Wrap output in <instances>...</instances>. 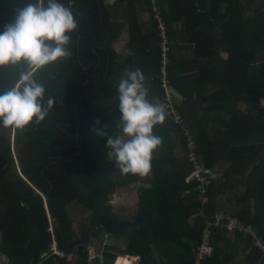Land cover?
<instances>
[{
	"label": "trees",
	"instance_id": "16d2710c",
	"mask_svg": "<svg viewBox=\"0 0 264 264\" xmlns=\"http://www.w3.org/2000/svg\"><path fill=\"white\" fill-rule=\"evenodd\" d=\"M255 1L60 0L79 26L71 57L35 74L53 107L22 132L0 127V250L10 264H90L93 237L101 241L96 264L124 256L134 264H194L205 221L218 210L252 225L264 241V2ZM28 2L34 0H0V33ZM124 2L121 20L115 16ZM161 20L168 77L180 97L173 98L176 112L154 127L162 143L145 177L151 185L138 186L136 210L122 213L111 195L142 179L121 174L108 157V137L97 129L121 135L117 87L126 69H140L148 99L157 95L171 108L161 77ZM126 28L129 40L119 52L115 43ZM21 70L0 67V90L13 86ZM192 150L218 175L208 190L209 218L200 214V182L189 180L196 170ZM220 199L229 205L220 206ZM75 203L91 213L81 233L73 225ZM106 236L125 246L105 243ZM211 239L214 252L202 264H236L238 255L242 264H264L252 233L211 226ZM54 240L66 256H45Z\"/></svg>",
	"mask_w": 264,
	"mask_h": 264
},
{
	"label": "clouds",
	"instance_id": "9594fccd",
	"mask_svg": "<svg viewBox=\"0 0 264 264\" xmlns=\"http://www.w3.org/2000/svg\"><path fill=\"white\" fill-rule=\"evenodd\" d=\"M16 12L14 22L0 33V67L22 70L13 86L0 90V127L22 132L31 123L44 121L54 104L51 98L45 100L46 88L35 74L71 57V34L79 25L72 8L60 0H34L17 7ZM117 92L121 135L108 136L101 128L97 134L108 137V157L114 159L121 174L147 176L153 151L162 143L154 127L165 122V107L148 99L144 75L138 68L125 70ZM49 229L53 231L52 226Z\"/></svg>",
	"mask_w": 264,
	"mask_h": 264
},
{
	"label": "built area",
	"instance_id": "2783aa9c",
	"mask_svg": "<svg viewBox=\"0 0 264 264\" xmlns=\"http://www.w3.org/2000/svg\"><path fill=\"white\" fill-rule=\"evenodd\" d=\"M159 27L161 28V37L165 38V41L162 42V47L164 49V58L162 60V66H161V74H162V82L163 85L166 88L168 100L170 102L169 106L170 112H176L175 106H173V98L175 97H180L179 92L175 89L172 88L170 85V79L168 77V53H167V47L165 45L166 43V38H167V33L162 32L163 29L166 31V26L165 23L161 20ZM191 147L194 148V141L191 140ZM189 160L193 161L196 164V170L193 172V174L189 177L190 179H196L197 181L200 182V185L198 186L199 190V199L202 202V205L200 207V214L201 216H206V218H209L206 214L205 207L208 205L210 202L211 198L210 195L208 194L209 186L212 183V179L216 178V173H212L211 170H202V165L199 164L198 161V155L194 150H192L189 153ZM203 172H211V175L204 174ZM213 219H206L205 221V228L202 236V241L201 243L197 246V251H196V256L194 260V264H202V261L213 254L214 252V245L212 243L211 239V226H220L226 228L229 232L233 231H242V232H247V233H252L254 234V242L257 246H259L263 251H264V241L260 238H258L253 230V226L250 224H245L242 220H240L237 216L226 212L224 210H218L217 213L212 217ZM52 254H56L58 256L64 257L66 254L64 253L63 250H61L57 242L54 240L50 250L48 253L45 254V256H51ZM97 253L95 254L91 250V256L89 258L90 264H96L94 259L96 258ZM117 264V263H116Z\"/></svg>",
	"mask_w": 264,
	"mask_h": 264
},
{
	"label": "rangeland",
	"instance_id": "374dc122",
	"mask_svg": "<svg viewBox=\"0 0 264 264\" xmlns=\"http://www.w3.org/2000/svg\"><path fill=\"white\" fill-rule=\"evenodd\" d=\"M259 2H264V0H256L254 2L255 6L260 5ZM140 14L141 13H139V15ZM142 20L146 21L145 17ZM175 27L179 30V29H181L182 24L178 22L175 24ZM162 32L163 33L166 32L165 29H163ZM160 35H161V33H160ZM115 47L118 51H120V50L123 51V48H124L123 40L119 39L118 41H116ZM122 51H120V52H122ZM184 52L187 53V51H184ZM151 102L157 103V104H163L165 107V110H166V116H168V117L171 116L170 109L169 110L167 109V106H166L164 100L159 98V96H157V95L153 96ZM177 153L181 155L183 153V150L178 148ZM150 176L151 175L141 176L142 180H140V182H138L137 184H132L129 186L118 188L116 190V192L111 195V199H110V203L115 206V210L122 212V213H127V212L132 213L134 210H136V207H137V204L139 201L137 187L138 186H149V185H151V182H148L145 180V177L149 178ZM216 178H218V175H216ZM219 205L223 206V207L228 206L229 205L228 199H220ZM71 212H72V216L74 218V224L73 225L76 228V230L79 233L85 231L89 227L90 220H91V213L85 207H83L82 205H80L78 203H75L73 205ZM51 222H52V219H51ZM105 243H116L119 246H122V247L125 246L123 241H121L115 237H112V236H106ZM90 247H91L92 252H94L96 254L98 252V249H101V241L98 238H94V237L91 238ZM241 257H242V255H241ZM70 259H75V256H72ZM130 259H131L130 264H134V260L132 258H130ZM0 264H10L9 258L1 250H0Z\"/></svg>",
	"mask_w": 264,
	"mask_h": 264
},
{
	"label": "crops",
	"instance_id": "0c3cea01",
	"mask_svg": "<svg viewBox=\"0 0 264 264\" xmlns=\"http://www.w3.org/2000/svg\"><path fill=\"white\" fill-rule=\"evenodd\" d=\"M107 2L108 3H110V4H114V3H116L117 2V0H107ZM125 7H127V4H126V2H124L123 3V5L122 6H120L118 9H117V15L115 16V17H119L120 18V16H121V14H123V8H125ZM139 13H141L140 15H139V18L141 19V21H143L142 19L145 17V19L147 20V15L148 14H146L147 12H144V11H141V9H140V11H139ZM146 14V15H145ZM147 16V17H146ZM121 19V18H120ZM122 20V19H121ZM119 39H122L123 40V42H124V48H125V46H126V44H127V42H128V39H129V32H128V29L126 28V29H123L122 30V33H121V35H120V37H119ZM118 39V40H119ZM117 40V41H118ZM124 48H123V50H124ZM120 51H122V50H120ZM119 51V52H120ZM234 261L236 262V264H242L243 262H242V257L240 256V255H238L235 259H234Z\"/></svg>",
	"mask_w": 264,
	"mask_h": 264
},
{
	"label": "bare ground",
	"instance_id": "6f19581e",
	"mask_svg": "<svg viewBox=\"0 0 264 264\" xmlns=\"http://www.w3.org/2000/svg\"><path fill=\"white\" fill-rule=\"evenodd\" d=\"M126 256H124V257H122V259L119 261V262H117V264H122V260L125 258ZM129 259H130V257H128ZM131 260V259H130Z\"/></svg>",
	"mask_w": 264,
	"mask_h": 264
},
{
	"label": "water",
	"instance_id": "95a60500",
	"mask_svg": "<svg viewBox=\"0 0 264 264\" xmlns=\"http://www.w3.org/2000/svg\"><path fill=\"white\" fill-rule=\"evenodd\" d=\"M204 168L202 167V170H203Z\"/></svg>",
	"mask_w": 264,
	"mask_h": 264
}]
</instances>
